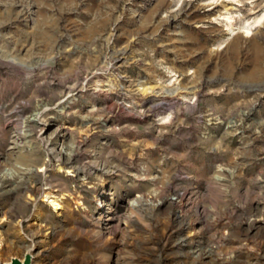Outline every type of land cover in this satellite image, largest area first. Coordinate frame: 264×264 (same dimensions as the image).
<instances>
[{"label": "rangeland", "instance_id": "1", "mask_svg": "<svg viewBox=\"0 0 264 264\" xmlns=\"http://www.w3.org/2000/svg\"><path fill=\"white\" fill-rule=\"evenodd\" d=\"M0 219L2 263L264 264V0H0Z\"/></svg>", "mask_w": 264, "mask_h": 264}, {"label": "water", "instance_id": "2", "mask_svg": "<svg viewBox=\"0 0 264 264\" xmlns=\"http://www.w3.org/2000/svg\"><path fill=\"white\" fill-rule=\"evenodd\" d=\"M32 260H33V256L31 255V253H28V255L25 257L24 260L14 258V260H12V262L10 263H2L0 261V264H32Z\"/></svg>", "mask_w": 264, "mask_h": 264}, {"label": "bare ground", "instance_id": "3", "mask_svg": "<svg viewBox=\"0 0 264 264\" xmlns=\"http://www.w3.org/2000/svg\"><path fill=\"white\" fill-rule=\"evenodd\" d=\"M58 162H62V160L61 159H59L58 160ZM52 195V194H51ZM47 199H49V204H50V206L51 207H53V208H55V209H61L60 207V203H59V201L57 200V198L55 199V198H51V197H48L47 196ZM0 221H1V219H0Z\"/></svg>", "mask_w": 264, "mask_h": 264}]
</instances>
